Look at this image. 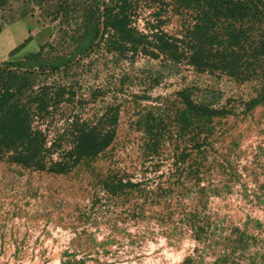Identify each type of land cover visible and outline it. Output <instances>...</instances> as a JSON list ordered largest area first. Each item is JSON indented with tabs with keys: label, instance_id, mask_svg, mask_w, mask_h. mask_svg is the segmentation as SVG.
Listing matches in <instances>:
<instances>
[{
	"label": "rangeland",
	"instance_id": "rangeland-1",
	"mask_svg": "<svg viewBox=\"0 0 264 264\" xmlns=\"http://www.w3.org/2000/svg\"><path fill=\"white\" fill-rule=\"evenodd\" d=\"M20 7L17 0L0 7L7 50L0 63L20 61L46 43L53 50L46 48L44 58L55 57L56 25L38 12L18 21ZM154 11L139 1L142 33L156 23ZM161 19V29L176 33L179 18ZM46 78L73 91L41 125L48 147L61 142L51 147L48 168L71 148L72 117L89 126L99 121L115 136L105 152L70 162L62 173L0 159V264H264V107L245 109L252 84L196 73L162 56L102 51L39 81ZM182 91L225 115L209 127L194 120L180 131L175 114ZM116 110L115 122L104 118ZM199 132L207 142L198 151ZM105 180L123 187L113 193Z\"/></svg>",
	"mask_w": 264,
	"mask_h": 264
},
{
	"label": "trees",
	"instance_id": "trees-1",
	"mask_svg": "<svg viewBox=\"0 0 264 264\" xmlns=\"http://www.w3.org/2000/svg\"><path fill=\"white\" fill-rule=\"evenodd\" d=\"M6 1L0 0V7ZM17 1L21 6L18 21L38 12L41 21L56 25L60 51L56 49L57 55L46 60L44 50H53L52 44L46 43L20 61L0 63V159L7 157L12 164L26 169L62 173L68 163L89 162L112 145L114 130H106L99 121L89 126L72 117L66 127L71 148L65 159L47 167L51 147H59L61 142L54 141L48 147V136L41 125L51 118L50 109L65 103V99L71 101L73 91L49 83L47 78L39 80L66 71L78 58L93 51L123 57L137 53L154 59L162 56L196 73L250 83L253 96L244 103L245 109L264 107L263 0H145L156 10L151 14L156 23L146 24L148 33L136 26L140 0ZM163 14L180 19L176 33L161 29ZM2 28L0 25V32ZM178 97L182 108L175 114V124L180 131L191 128L194 120L200 123L198 128L209 127L215 118L225 115L224 109L195 103L185 91ZM104 116L115 122L118 112ZM148 120L146 132L152 133ZM198 134L194 146L199 151L207 137ZM181 155L183 161L186 155ZM111 184L104 181L105 188L113 193L123 187L121 180Z\"/></svg>",
	"mask_w": 264,
	"mask_h": 264
},
{
	"label": "crops",
	"instance_id": "crops-1",
	"mask_svg": "<svg viewBox=\"0 0 264 264\" xmlns=\"http://www.w3.org/2000/svg\"><path fill=\"white\" fill-rule=\"evenodd\" d=\"M263 1H264V0H263ZM24 19H25V18H24ZM6 30H7V29H6ZM3 32H5V30H4V31L2 30V32H1L0 40H1V36L3 35ZM15 33H17V35H20V33H21V29H20V27H19V28L16 27V31H15ZM13 36H14V35H11V34H10V38H13ZM10 40H11V39H9V40L7 41V44H8L9 42H11ZM4 48H5V46H3V44L0 43V51L3 50V52L5 53L7 50H5Z\"/></svg>",
	"mask_w": 264,
	"mask_h": 264
}]
</instances>
